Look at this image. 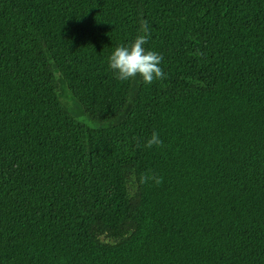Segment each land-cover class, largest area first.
<instances>
[{"label": "trees", "instance_id": "16d2710c", "mask_svg": "<svg viewBox=\"0 0 264 264\" xmlns=\"http://www.w3.org/2000/svg\"><path fill=\"white\" fill-rule=\"evenodd\" d=\"M0 264H264V0H0Z\"/></svg>", "mask_w": 264, "mask_h": 264}, {"label": "clouds", "instance_id": "9594fccd", "mask_svg": "<svg viewBox=\"0 0 264 264\" xmlns=\"http://www.w3.org/2000/svg\"><path fill=\"white\" fill-rule=\"evenodd\" d=\"M147 40V34L137 35L129 45L118 46L114 49L109 57L108 65L117 79L126 81L139 76L147 84L153 83L154 80L164 79L165 73L160 66L162 56L155 51L145 49ZM154 145H162L155 131L145 143L148 148ZM142 179H147V177ZM156 182H162V178H156Z\"/></svg>", "mask_w": 264, "mask_h": 264}]
</instances>
